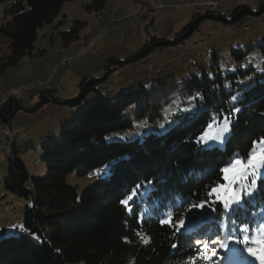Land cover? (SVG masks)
<instances>
[{"label":"trees","instance_id":"trees-1","mask_svg":"<svg viewBox=\"0 0 264 264\" xmlns=\"http://www.w3.org/2000/svg\"><path fill=\"white\" fill-rule=\"evenodd\" d=\"M70 1L74 0H0L5 3L0 43L6 45L0 56V74L32 54L39 30L53 23L63 4ZM106 2L90 0L84 7L99 11ZM261 4L260 0V7L254 12L245 10L244 5L236 7L231 22L246 13L261 14ZM203 18L227 22L215 11L195 13L174 41L152 37L128 61L157 46L182 42L181 36L188 29L190 35ZM85 24L76 19L69 28L55 34L66 47L81 39ZM251 50L259 52L260 65H239L227 72L211 65L210 74L203 69L200 75L187 73L180 81L174 77L151 87L140 84L120 91L116 97L96 89L94 84L98 81L83 80L78 99H72L70 105H81L93 97L72 114L70 123L61 126L58 138L41 145V161L46 165L42 177L29 174L14 144L18 138L10 144L5 141L3 145L11 147V154L6 176L0 178V183L11 193L30 198L31 204L24 209L23 230L19 234L0 231V264H182L185 248H196L192 239H201L204 234L197 229L182 232L176 221L183 219L182 227H194L209 215L215 216L216 233L209 231V235L220 233L218 227L223 224L222 234L235 232L236 238L240 225L254 229L261 224L264 177L258 179L251 194L252 209L225 211L221 202L206 197L211 186L223 181L220 169L233 155L246 156L253 142L264 138V42L246 52L232 50L231 55L245 59ZM125 63L107 60V75L114 70L111 65ZM47 100L42 97L39 106L47 104ZM175 100L184 106L192 105L193 109L164 120L162 113ZM131 106L134 118L147 126L156 124L157 130L111 139L113 133L133 127L132 118L123 115ZM17 107L14 95L6 97L0 102V119L12 118ZM225 117L230 118V130L221 145L216 141L197 143V137L214 118L220 122ZM72 171L91 177L80 191L67 182V174ZM137 185L140 194L128 206L122 204ZM206 199L214 201L213 207L206 205L195 213L192 208L189 210L190 205ZM260 203L263 205L258 209ZM169 211L172 222L161 223ZM238 221L240 224L234 227L233 222ZM204 230L211 228L205 224ZM143 238L148 242H143Z\"/></svg>","mask_w":264,"mask_h":264},{"label":"rangeland","instance_id":"rangeland-1","mask_svg":"<svg viewBox=\"0 0 264 264\" xmlns=\"http://www.w3.org/2000/svg\"><path fill=\"white\" fill-rule=\"evenodd\" d=\"M85 1L87 0H74L65 3L53 23L39 30L32 54L26 55L18 64L7 67L0 74V102L9 95H14L18 100L17 110L10 119L15 127H22L25 137L16 139L14 144L19 150V156L31 176L42 177L46 174V165L41 161V145L48 139L53 140L58 138L61 126L70 123L72 114L82 108L93 97L87 98L81 105H70V101L78 99L79 93L82 91L80 83L83 80L90 81L96 79L98 81L94 84L96 89L111 97H116L120 91L135 89L140 84L151 87L159 81H167L174 77L176 81H180L182 76L187 73L200 75L203 69L210 74L211 65H217L226 72L234 70L239 65L242 67L254 64L260 65V54L257 50L247 51L245 59H234L231 55L232 50L241 49L246 52L250 47L264 42V11L258 15L246 13L239 19L231 22V15L237 7V5L233 6L235 0H227L219 8L222 12H220V15H223L227 22L203 18L197 24V27L193 29L192 33L182 42L157 46L147 54L133 61L128 60L135 57L141 46L152 37L164 38L167 41H174L176 39L174 31L171 32L172 28L179 27L181 29L185 27L196 11H194L195 8L192 9L190 6L177 9L175 6L189 0H161L164 7L156 13L155 21L151 27L152 33L147 32V23L141 17L138 5L135 3L133 4L135 9H129V5L134 0H128L126 4L125 2L122 3V6L117 9L114 14V17H117V23H115V19L111 13L108 16L106 15L108 10L105 6L99 11H92L89 15H84L82 5ZM120 1L107 0L106 4L110 3L111 6H115ZM248 1L249 5H251V11H257L260 7L259 0ZM4 9L5 3L0 2V24L4 18ZM103 10L105 12L100 13ZM121 12H123V16H120ZM129 12H138L139 15L133 13L131 14L132 16H125ZM86 14L88 13L86 12ZM97 14L103 15L102 18H98ZM76 19L86 22L80 32L81 38L87 35L85 32L88 30H92L98 34V40L93 46V48L97 49L98 53L95 54L85 49L83 45H80L84 49L83 53L75 57V62L72 65L65 67L60 65V62L65 57L73 58V56H69L68 54L72 55V53L77 51L76 49L79 45L74 43L72 46L76 45L78 47H72L64 52V48L70 44L64 47L61 41L57 39L58 37L55 32L54 38L53 36L50 38V36L56 26H59V29H67ZM112 19H114V24L109 25L108 23ZM226 24L231 25L232 30H234L233 33L224 30L223 26ZM245 24H248L249 30L243 29ZM5 50L6 45L0 43V56ZM39 53L42 54L38 55ZM109 59L120 60L126 63L125 65H111L110 69L114 70L102 80L106 74L107 60ZM158 68L160 72H156ZM46 77L47 80L44 79ZM36 79H40L42 82H40V85L32 86L31 84L36 83ZM42 92L43 96H40ZM44 96L48 99L47 107L39 106ZM133 109L134 107L131 106V108L123 112V115L132 118L133 127L113 133L111 139H125L135 134H146L157 130L156 124H148L147 126V123H143V120L134 118ZM181 109L192 110L193 106H184L175 100L166 107L161 118L170 120L174 114L180 116L186 112L181 111ZM7 122V120L2 121L4 126H6ZM227 133H225V136ZM4 139L5 136L0 132L1 180L6 176L8 158L11 154V147L3 145ZM217 144L221 145L219 142ZM261 177H264V170L261 172ZM66 179L70 185L76 186L78 191L91 181V177L78 176L76 171L67 174ZM26 184L29 185L30 182L28 181ZM213 199H215V196H213ZM219 202L222 203V201ZM253 203L252 196L244 197L240 205H233L229 210L248 208ZM30 204V198L20 197L11 193L1 182L0 231L4 230L6 235L19 234L21 228H14L12 226L22 225L24 209ZM262 205L260 203L257 205V208L259 209ZM205 207L207 206L205 205ZM249 208L252 209L251 207ZM199 209L203 208H192V212L195 213ZM261 213V216L264 218V210ZM214 217L209 215L194 227H181V231L188 232L192 229H197L201 234H204L203 239H198L202 240V242L208 241L206 237L210 238L209 242L222 239L225 237V232L222 234L225 228L223 224L218 227L221 230L220 233L212 237L209 235L210 232H212L211 234L216 233L214 232V225L217 224V220ZM232 221L236 220L233 219ZM261 223H264V220ZM205 224L211 230L202 231V225ZM239 224L240 221L233 222V226L235 225V227H238ZM238 229L236 234L239 235V238ZM196 241L197 239L191 242L197 245ZM209 247L216 248L218 255L213 257L211 261L199 260L197 264H259V261L249 256L247 251H239L243 245L234 241L229 242L227 249L220 248L218 244L211 243ZM199 249V245L192 250L185 248L186 255L183 257L182 264H185L189 257L196 256Z\"/></svg>","mask_w":264,"mask_h":264},{"label":"snow or ice","instance_id":"snow-or-ice-1","mask_svg":"<svg viewBox=\"0 0 264 264\" xmlns=\"http://www.w3.org/2000/svg\"><path fill=\"white\" fill-rule=\"evenodd\" d=\"M181 111H189V109H181ZM236 111H239V109H236ZM229 125V117H225L220 122L214 118L204 132L197 137V143L207 145L210 141H216L222 144L225 133L230 130ZM262 170H264V138L254 141L246 156H241L239 153L233 155L227 165L220 169L223 183L217 181L215 186L210 187V190L206 193V197L211 198L215 196L216 200L222 201L224 210L228 211L233 205H240L244 197L251 196L257 187L256 181L260 178ZM139 194L140 186L137 185L133 188L131 194L122 200L121 203L128 206L129 201L133 200ZM213 204L214 201L206 199L198 204L190 205L189 210L191 208H204L205 205L213 207ZM172 216V212L169 211L166 213L167 219L161 220L160 222L171 223ZM176 223L182 227L184 220L180 219ZM12 227H20L23 230V225H13ZM177 231H179V227ZM239 234L240 238L238 239L236 238L235 232H233L232 235H227L217 241L202 242L197 240L196 244L200 246V249L197 255L189 257L185 264H197L199 260L211 261L218 253L216 248H210L209 244H218L220 248L227 249L230 241L243 245L239 251H247L249 256L259 261V264H264V223L257 225L254 229H250L248 225H240ZM143 242L147 243V238H143Z\"/></svg>","mask_w":264,"mask_h":264},{"label":"built area","instance_id":"built-area-1","mask_svg":"<svg viewBox=\"0 0 264 264\" xmlns=\"http://www.w3.org/2000/svg\"><path fill=\"white\" fill-rule=\"evenodd\" d=\"M222 0H190V1H186L183 4H179L176 5L175 7H186V6H195L196 7V13L199 14H203L205 12L208 11H215V9H209V2H217V7L221 4ZM137 4L139 11L141 13V17L143 18V20L147 23L146 25V30L148 33H152V24L155 21V17H156V13L163 8V4L160 0H138V2H132V4ZM261 3H264V0H261ZM264 9V6H263ZM114 24V19H112L109 23V25H113ZM244 29H248V25L245 24ZM224 30L226 32H231L232 31V27L230 25H227L224 27ZM177 32H175V34H177ZM75 62V57L73 58H64V60H62L60 62V65L65 66V67H69L70 65H72ZM40 82H42V80L40 79H36V83L35 84H31L32 86H37L40 85ZM2 119H0V132L5 136L4 142L5 141H13L15 138H23L24 137V131L22 129V127H15L13 125V123L11 122V119H8L6 126H4L2 123ZM11 122V124H10ZM3 142V143H4Z\"/></svg>","mask_w":264,"mask_h":264},{"label":"crops","instance_id":"crops-1","mask_svg":"<svg viewBox=\"0 0 264 264\" xmlns=\"http://www.w3.org/2000/svg\"><path fill=\"white\" fill-rule=\"evenodd\" d=\"M75 1H77V0H75ZM90 0H87V1H85V3H83V5H82V9H84V15H89L91 12H92V10H88L87 8H85L84 6H85V4L86 3H88ZM161 1V0H160ZM190 1V0H189ZM225 1H227V0H222L221 1V4L217 7H214L213 9H215V13L216 14H218V15H220L222 12L219 10V8H220V6H222V4L225 2ZM230 1V0H229ZM125 2V4L126 3H128V0H121L120 2H118L115 6L113 5V6H111V4L110 3H108V4H105V7H106V9L108 10V13H107V10H106V15L108 16L109 15V13H111L112 14V16H113V18L115 19V23H117L116 21H117V17H114V14H115V12L117 11V9H119L121 6H122V3H124ZM162 2V1H161ZM259 2H260V0H259ZM67 3V2H66ZM183 4V3H182ZM250 3H249V1L248 0H235V4L233 5V6H235V5H237V7L238 6H240V5H244L245 6V10H249V11H251V5H249ZM65 5V3L63 4V6ZM179 5V4H178ZM62 6V7H63ZM164 7V6H163ZM190 7H192V9H194V11H196V7L195 6H190ZM176 8V7H175ZM178 8H183V7H178ZM129 9H131V10H134L135 9V7L133 6V4L131 3L130 5H129ZM177 9V8H176ZM138 10V9H137ZM137 10H135V11H137ZM88 13V14H86V12ZM221 12V13H220ZM251 12H254V11H251ZM96 13V12H95ZM133 13H136L137 15H139V13L138 12H129V14H127V15H125V16H132L131 14H133ZM123 14V12H121L120 13V16H123L122 15ZM195 14V13H194ZM105 15V16H106ZM103 16V15H102ZM102 16L101 15H99V14H97V17L98 18H102ZM192 19V18H191ZM190 19V20H191ZM186 20V19H185ZM109 21V20H108ZM137 21V20H136ZM234 21V20H233ZM109 24V23H108ZM175 26H176V23H175ZM59 27V26H58ZM58 27H56L55 28V30L51 33V36H50V38L54 35V32H56V31H62L63 29H59ZM61 28V27H60ZM183 28V27H182ZM181 28V29H182ZM179 27H173L172 28V30H171V32L172 31H174V33L175 32H177V31H180L181 30ZM85 34H87L86 36H82V38L81 39H79V40H77V41H75V42H73V43H71L68 47H66V48H64V52H66L68 49H70V48H72V47H78V46H76V45H79V47L76 49L77 51H75L74 53H72V55H70V54H68L69 56H73V57H76L77 55H80V54H82L83 53V51H84V49H83V47L82 46H80V45H83L84 46V48L85 49H88L89 51H91V52H93V53H95V54H97L98 52H97V49L96 48H93V46L95 45V43L97 42V38H98V34L97 33H95V32H93L92 30H88V31H86L85 32ZM84 35V34H83ZM158 36H161V35H158ZM162 36H165V35H162ZM168 37V36H167ZM53 38H54V36H53ZM166 38V37H165ZM57 39H59V38H57ZM54 40V39H53ZM74 43H77L75 46H72ZM38 51H40V50H38ZM43 52V51H42ZM42 53H39L38 55H41ZM65 57V56H64ZM64 57H62V58H64ZM68 57V56H67ZM66 58V57H65ZM44 79H46L47 80V77L46 78H44ZM45 81V80H44ZM43 107H47V104H45V105H43Z\"/></svg>","mask_w":264,"mask_h":264},{"label":"water","instance_id":"water-1","mask_svg":"<svg viewBox=\"0 0 264 264\" xmlns=\"http://www.w3.org/2000/svg\"><path fill=\"white\" fill-rule=\"evenodd\" d=\"M263 6H264V3L263 4H261V9L263 8ZM248 12H250L249 10H248ZM189 33H190V29H188L187 31H186V33L183 35V36H181V40H183V39H185L188 35H189ZM177 42H178V40H177ZM106 75H107V71H106V74H105V76H104V78L106 77ZM103 79V78H102ZM90 81H93V82H95V81H97L96 79H93V80H90Z\"/></svg>","mask_w":264,"mask_h":264},{"label":"bare ground","instance_id":"bare-ground-1","mask_svg":"<svg viewBox=\"0 0 264 264\" xmlns=\"http://www.w3.org/2000/svg\"><path fill=\"white\" fill-rule=\"evenodd\" d=\"M133 1V0H132ZM134 2H138V0H134ZM217 6V2H209V9H213L214 7ZM105 10L101 11L100 13H104ZM34 84V83H33ZM15 124V123H14ZM25 137V136H24ZM12 141H7V144H10ZM6 144V145H7ZM198 240V239H197Z\"/></svg>","mask_w":264,"mask_h":264}]
</instances>
